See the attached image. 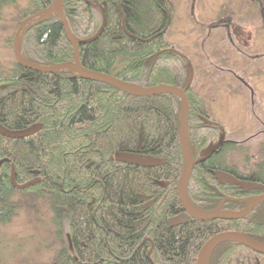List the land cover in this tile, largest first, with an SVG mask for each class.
<instances>
[{
  "label": "trees",
  "instance_id": "1",
  "mask_svg": "<svg viewBox=\"0 0 264 264\" xmlns=\"http://www.w3.org/2000/svg\"><path fill=\"white\" fill-rule=\"evenodd\" d=\"M31 1L33 8L18 17V24L27 21L23 59L40 66L73 62L60 19L54 13L39 15L54 0ZM16 2L0 0V19ZM63 8L80 40L85 69L141 88L186 89L195 158L188 197L196 208L242 210L247 199L264 192V141L258 154L245 152L247 172L238 165L229 168L222 156L235 152L231 158L245 142L209 154L223 126L211 118L192 84L187 86L190 57L166 39L174 13L170 0H64ZM104 21L102 34L91 40ZM181 113L175 94L130 95L70 67L42 72L16 61L8 76L0 67V124L10 130L40 127L19 139L0 134V225L22 207L16 193L46 201L57 234L63 222L69 230L53 264H197L205 242L223 231L264 242V202L240 219L201 221L185 212L178 190ZM13 173L19 184L37 183L18 189ZM209 264H264V254L226 242L213 250Z\"/></svg>",
  "mask_w": 264,
  "mask_h": 264
},
{
  "label": "rangeland",
  "instance_id": "2",
  "mask_svg": "<svg viewBox=\"0 0 264 264\" xmlns=\"http://www.w3.org/2000/svg\"><path fill=\"white\" fill-rule=\"evenodd\" d=\"M170 1L174 13L166 39L190 57L192 87L211 118L221 123L229 140L245 142L231 158L235 152H226L224 161L247 172L245 152L258 154L264 141V133L252 139L264 128V0ZM31 8V0H17L2 13L0 67L6 76L16 63L15 36L20 33L22 52L27 29V21L18 24V17ZM15 199L22 207L0 225V264H53L61 241L69 239L68 225L63 222L59 236L46 201L31 193H16Z\"/></svg>",
  "mask_w": 264,
  "mask_h": 264
},
{
  "label": "water",
  "instance_id": "3",
  "mask_svg": "<svg viewBox=\"0 0 264 264\" xmlns=\"http://www.w3.org/2000/svg\"><path fill=\"white\" fill-rule=\"evenodd\" d=\"M63 5H64V0H54L51 8H49L48 10L52 9L54 11V14H56V16L62 22L66 36L74 48V61L58 66H40L26 62L23 59L22 52L20 50V43H19L20 33L18 32L14 40V52H15L16 61L20 65H22L23 67L32 68L42 72H54V71H59L65 67H70L74 73L78 74L81 77L114 84L119 88H121L123 91L127 92L128 94L134 96H157L165 93H172L179 96L182 101L180 142H181V149L183 155V168H182L178 190H179V198L185 212L192 218L201 221H211L215 219H226V220L240 219L250 214L256 208L257 205L264 202V194H262L247 199L248 205L242 210H223L222 208H219L212 212H205L204 210L196 208L188 197V187L194 168V162L191 158L192 156H191V148L189 142L190 102L188 95L186 93V89L174 85H161L157 87L141 88L137 85L125 82L114 75L93 72L85 69L81 64V60H80V40L75 36V34L72 31L69 21L65 15ZM104 27H105V21L102 27L100 28V30L98 31L97 35L91 40L98 38L102 34ZM192 81H193V74L190 76L187 82V86H190L192 84ZM39 129H40L39 126H34L23 130H10L0 124V134L8 138H14V139L30 136L32 134H35ZM224 140H225V136H222L220 142L212 150H210V153L211 154L214 153V151H216L222 145ZM35 183H37V180H32L24 184H19L15 179L14 173L12 174V184L14 187L18 189L21 190L27 189L30 186L34 185ZM243 184L248 185V182H244ZM226 242H236L257 253L264 254V242L258 241L239 231H223L213 235L210 239H208L205 242V244L202 246L198 254L197 264H209V258L213 250L220 244Z\"/></svg>",
  "mask_w": 264,
  "mask_h": 264
},
{
  "label": "flooded vegetation",
  "instance_id": "4",
  "mask_svg": "<svg viewBox=\"0 0 264 264\" xmlns=\"http://www.w3.org/2000/svg\"><path fill=\"white\" fill-rule=\"evenodd\" d=\"M263 129H264V128H263ZM263 129L261 130L262 132H261V131H260V132H257L252 138L257 137V136L263 134V133H264V130H263ZM222 136H225V140L223 141L222 145H221L216 151H214V153H215V152H218L220 149H222V148L224 147L225 144L236 143V142H234V141L229 140V139L227 138V135H226L225 133H223ZM221 138H222V137H221ZM221 138H220V140H221ZM220 140H219V142H220ZM217 144H218V143H217ZM217 144H216V145H217ZM221 147H222V148H221ZM212 149H213V148H212ZM212 149H211V150H212ZM230 151H231V150H230ZM219 152H220V151H219ZM219 152H218L217 154H219ZM214 153H212V154H214ZM209 154L212 155V154L210 153V151H209ZM224 154H225V153L223 152L222 156H224ZM230 154H231V152H229V155H230ZM229 165H230V164H229ZM227 166H228V165H227ZM228 167H229V168H232V167H234V166H233V165H230V166H228ZM229 170H231V169H229ZM261 183H264V181H261ZM262 194H264V192H263V193H257V194H255L254 196H252L251 198H253V197H255V196H258V195H262ZM262 203H263V202H262ZM222 204H223V203H222ZM260 204H261V203H260ZM260 204H259V205H260ZM259 205H257L256 208H257ZM256 208H255V209H256ZM255 209H254V210H255ZM254 210H253V211H254ZM253 211H252V212H253ZM252 212H251V213H252Z\"/></svg>",
  "mask_w": 264,
  "mask_h": 264
}]
</instances>
